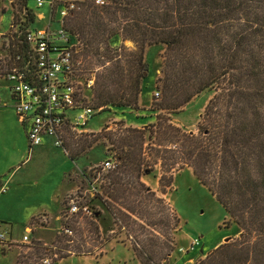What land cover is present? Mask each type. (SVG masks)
<instances>
[{
  "label": "trees",
  "instance_id": "16d2710c",
  "mask_svg": "<svg viewBox=\"0 0 264 264\" xmlns=\"http://www.w3.org/2000/svg\"><path fill=\"white\" fill-rule=\"evenodd\" d=\"M29 1L19 0L25 13L23 20H12L18 29L9 47L27 48L26 31L36 22ZM64 27L71 42H80L76 79L87 70H99L92 88L83 87L90 100L85 91L82 102L94 116L132 111L146 125L126 129L128 136L120 140L108 138L115 168L91 202L99 200L115 225L137 233V238L147 231L153 234L170 222L157 218L166 201L143 177L160 165L165 195L174 188L177 175L190 169L241 231L196 264H264V0H106L102 6L83 0ZM127 42L133 48H127ZM154 47L164 50L162 77L153 87L159 96L145 104L142 99L152 89L147 49ZM207 91L214 95L198 134L176 126L172 116ZM144 112L154 122L146 123L148 117L140 114ZM21 124L28 138L26 124ZM63 149L68 152L67 146ZM69 157L77 161L75 155ZM100 216L95 211L89 226ZM69 222L64 228L74 235ZM95 231V247L85 251L72 247L73 236L65 230L51 247L38 242L26 247L38 249L44 261L41 254L56 249V264L71 256L103 255L107 244L120 239L116 235L104 242L99 226ZM159 234L167 238V233ZM153 235L150 247H133L140 264H160L158 257L166 260L172 253L167 244L165 251L157 250ZM25 261V256L17 257V264Z\"/></svg>",
  "mask_w": 264,
  "mask_h": 264
},
{
  "label": "rangeland",
  "instance_id": "374dc122",
  "mask_svg": "<svg viewBox=\"0 0 264 264\" xmlns=\"http://www.w3.org/2000/svg\"><path fill=\"white\" fill-rule=\"evenodd\" d=\"M44 1L45 6L38 9L37 0H30L29 9L37 14L44 13L48 18L51 0ZM24 13L20 9L19 0H0V15L5 14L0 23V33L9 32L12 18L15 16L18 20H23ZM46 23L47 20L37 22L34 27H43ZM54 27L59 29L60 25L55 24ZM126 46L133 48L134 45L127 42ZM147 50V63L151 71L148 84L153 89H150L148 93L153 95H145L142 99V103L145 104L153 96H159L153 87L162 77L161 57L164 53L161 47ZM98 71L97 69L95 73L90 74L87 70L85 74L79 76V82H82L84 87L87 81L92 80L95 83L94 76ZM87 89L89 90V87ZM88 90H84L86 96ZM213 95V91H207L196 97L180 113L172 116L173 123L187 133L198 134L201 118ZM87 99L90 100L89 94ZM140 114L148 117L146 123H152L155 120L150 118L149 112ZM137 116L139 115L132 111L105 112L94 116L86 127V133L69 134L72 137L67 139L66 146L68 154L77 157V161L73 162L63 148H57L54 145L52 139H47L43 146L29 150V140L16 111L15 103L7 87L0 83V178L4 177L2 183L6 187V193L0 196V234H5L9 243L0 244V264H17V257L21 255L26 257V264H45L44 260L38 257L40 256L38 249L26 246L38 242L51 247L56 235L62 232L68 221L75 230L72 235L74 240L72 247H79V251L95 247L96 226H99L104 242L116 235L120 239L107 244L103 255L71 256L56 264H140L133 247H150L148 241L154 236L153 234L158 242L157 250L165 251L163 247L167 244L172 252L166 260L164 255H161V258L158 257L160 264H196L205 259L206 254L213 251L215 247L233 238L238 230L241 232L229 219L216 198L198 182L190 169H185L177 175L174 188L168 189L165 195L161 193V189L158 192V195L165 199L166 206L163 205L165 211L159 213L157 218H167L166 222H170L169 227L158 226L155 228L156 233L147 231L145 235L137 238V233L136 235L129 233L125 228H121V225H115L114 219L106 220L108 216L106 208L99 200L91 202L95 195L92 197L90 191L94 188L99 189L102 184L109 182L105 178L108 171H100L107 161L114 162L112 159L114 151H108V149L113 150L114 147L108 138L120 140L127 137L126 129L142 123ZM104 129L105 133H103ZM84 169L83 173L86 175L83 177L80 173ZM75 173L82 178L81 180L72 179L77 182L78 189L65 196L61 205L64 192L69 190L68 175ZM152 174L148 178L151 183L155 177L160 179V165ZM93 192L96 193L95 190ZM72 199L77 200L82 206H88L94 212L101 213L97 223L89 226L88 223L91 222L88 221L92 218L82 215L74 218L70 216L68 209ZM155 211L160 212V209ZM41 212L50 217L43 214L33 220V216ZM58 216L59 219H57ZM109 216L112 218L111 215ZM176 218L179 219L177 223ZM27 227L33 229L32 244L21 242ZM159 233H167V238ZM195 240H199L200 243L191 250ZM3 251L6 255H3ZM57 252L56 249H52L43 252L41 256L48 261V264H52L53 260L60 256L55 254Z\"/></svg>",
  "mask_w": 264,
  "mask_h": 264
},
{
  "label": "built area",
  "instance_id": "2783aa9c",
  "mask_svg": "<svg viewBox=\"0 0 264 264\" xmlns=\"http://www.w3.org/2000/svg\"><path fill=\"white\" fill-rule=\"evenodd\" d=\"M105 2L96 0L99 6L105 5ZM45 4L44 0H37L38 9ZM49 4L48 18L44 13L37 14L34 11L35 24L46 20L47 23L38 28L34 25L26 31L25 50L9 47L14 40L12 34L18 29L13 28L12 22L9 32L0 33V83L7 87L21 122L28 126V139L32 148L42 146L47 138L52 139L57 148H64L69 134L87 132L86 127L95 113L82 102L86 98L83 95L84 84L76 79L79 73L77 68L81 64L78 59L80 42H71L64 27L65 20L77 11L78 2L51 0ZM4 16L0 15V23ZM55 24H59L60 28L56 29ZM93 84L92 80L87 81L86 87L92 88ZM114 168V162L107 161L102 169L110 171ZM94 190L99 192L97 188ZM93 191H90L92 197L96 194ZM4 193L6 187L0 186V196ZM68 213L70 216L94 217V211L80 205L75 199L70 201ZM64 230L66 234L72 235L70 228ZM32 234V227H27L21 242L32 244ZM7 243V236L1 233L0 244ZM199 243V240H195L190 249L194 250ZM44 263L48 264V261Z\"/></svg>",
  "mask_w": 264,
  "mask_h": 264
},
{
  "label": "crops",
  "instance_id": "0c3cea01",
  "mask_svg": "<svg viewBox=\"0 0 264 264\" xmlns=\"http://www.w3.org/2000/svg\"><path fill=\"white\" fill-rule=\"evenodd\" d=\"M144 126H146V125H144V124H140V125H135V126H132L133 128H142V127H144ZM26 128L28 129V126L26 125ZM89 132V131H88ZM26 135H27V132H26ZM48 139V138H47ZM47 139L44 141V144L43 145H45V142L47 141ZM42 145V146H43ZM67 153V155L69 156V154H68V152H66ZM71 159V158H70ZM73 161V160H72ZM73 162H76V161H73ZM91 169V168H90ZM83 172H85V169H84V171H82L80 174H82V176L84 177L85 175H86V173H83ZM151 175H153V174H150V175H147V176H145V177H143V181L145 182V184L147 185V186H149L154 192H159V190H160V183H159V177H155L154 178V180L152 181V183L149 181V179L148 178H150L151 177ZM73 178H77V180L79 179V180H81L82 178H80L79 177V174L78 173H75V174H70V175H68V183H67V187H69V190L68 191H66V192H64V194H63V196H62V200H61V205H62V202H63V199H64V197L65 196H67V195H69V194H71V193H73L74 191H76L77 189H78V186H77V182H75V181H73L72 179ZM4 181V177L3 178H0V186H3V182ZM45 212V211H44ZM43 214H46V213H43V212H41V213H39L38 215H36V216H33V220L35 219V218H37V217H39V216H41V215H43ZM47 216H49L48 214H46ZM50 217V216H49ZM112 217V216H111ZM57 219H59V216L57 217ZM111 219L113 220V217L112 218H110V216L108 215V216H106V220L107 221H111ZM219 246V245H218ZM216 248V247H215Z\"/></svg>",
  "mask_w": 264,
  "mask_h": 264
},
{
  "label": "water",
  "instance_id": "95a60500",
  "mask_svg": "<svg viewBox=\"0 0 264 264\" xmlns=\"http://www.w3.org/2000/svg\"><path fill=\"white\" fill-rule=\"evenodd\" d=\"M229 239H231V238H229ZM229 239L225 240V242H228V241H229Z\"/></svg>",
  "mask_w": 264,
  "mask_h": 264
}]
</instances>
